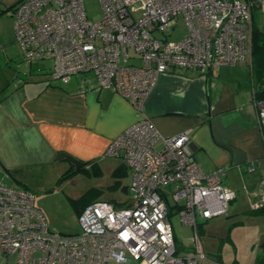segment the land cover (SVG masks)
I'll return each instance as SVG.
<instances>
[{
	"label": "built area",
	"instance_id": "1",
	"mask_svg": "<svg viewBox=\"0 0 264 264\" xmlns=\"http://www.w3.org/2000/svg\"><path fill=\"white\" fill-rule=\"evenodd\" d=\"M99 1L103 15L92 21L85 0H21L13 11L15 34L25 59L54 60L53 81L68 83L76 74L94 72L101 85L135 107L139 119L107 150L129 169L130 200L87 205L79 216L81 231L69 235L50 228L31 190L0 180V256L17 254V264H204L199 218L228 215L237 191L225 168H201L191 129L165 137L144 107L165 73L207 76L251 63L254 11L264 0ZM181 13L189 34L171 41L166 33ZM256 106L264 131V98ZM248 169L254 172L256 164ZM171 195L181 222L194 229L193 246L181 247L177 240ZM262 196L255 208L264 206Z\"/></svg>",
	"mask_w": 264,
	"mask_h": 264
},
{
	"label": "crops",
	"instance_id": "2",
	"mask_svg": "<svg viewBox=\"0 0 264 264\" xmlns=\"http://www.w3.org/2000/svg\"><path fill=\"white\" fill-rule=\"evenodd\" d=\"M20 1L0 0V171L30 190L23 180L28 174L57 165H63L64 172L76 170L69 161L56 160L62 151L88 162L80 171L94 165L101 169L105 161L112 165L107 160L111 142L139 116L127 98L101 85L94 72L76 74L62 83L51 77L52 58L25 59L15 40V15L2 13ZM261 92L250 63L216 69L207 76L169 72L160 76L144 107L165 137L191 129L194 156L205 172L225 168L229 183L232 172L242 176L250 196L249 215L259 221L253 238L255 264H264V259L258 261L264 258V206H253L264 193V131L256 106ZM121 164L113 172L123 166L118 176L130 175ZM252 164L256 170L249 172Z\"/></svg>",
	"mask_w": 264,
	"mask_h": 264
},
{
	"label": "rangeland",
	"instance_id": "3",
	"mask_svg": "<svg viewBox=\"0 0 264 264\" xmlns=\"http://www.w3.org/2000/svg\"><path fill=\"white\" fill-rule=\"evenodd\" d=\"M264 3V2H263ZM85 8L89 18L97 21L103 15L99 0H85ZM253 19L256 24L262 23L264 28V5L257 8ZM262 10V13L261 10ZM176 23V19L173 24ZM171 41H179L189 34V27L183 13L180 14L177 24L171 25L166 33ZM164 38V33H157ZM16 40V39H15ZM19 44L18 42H16ZM52 62H54L52 60ZM196 159V158H195ZM110 163L102 162L101 169L94 165L88 170L78 171L65 178L63 165L43 169L31 173L23 179L28 183L30 190L36 195V204L46 215L50 228L63 234H77L81 231L79 216L82 210L94 200L109 201L121 206L130 198L126 186L131 183V176L126 172L118 176L113 170L122 165L123 160L109 157ZM0 171V180L6 185L23 187L19 179L5 176ZM231 186L238 192L237 200L230 204V214L212 218L208 221L199 218L200 236L203 249L207 254L204 264H255L257 249L253 248V238L258 233V219L249 215L251 210L250 196L240 174L231 173ZM22 180V181H23ZM126 187V188H125ZM168 192L172 186L165 187ZM169 196V204L173 207L170 221L175 235L185 248L193 246L194 229L181 222L179 208ZM184 203L182 200L181 204ZM238 211L239 212H234ZM18 255L0 256V264H17ZM108 264H118L111 260ZM137 264V263H136Z\"/></svg>",
	"mask_w": 264,
	"mask_h": 264
},
{
	"label": "trees",
	"instance_id": "4",
	"mask_svg": "<svg viewBox=\"0 0 264 264\" xmlns=\"http://www.w3.org/2000/svg\"><path fill=\"white\" fill-rule=\"evenodd\" d=\"M17 4L13 7H9L8 9H3L2 13L5 11H14ZM255 15V14H254ZM255 21V20H254ZM252 76L255 83L262 88V92L259 98H264V28L261 27L258 23L254 22L253 24V34H252V61L250 63ZM118 169L123 170V166H119ZM116 170V174L119 170ZM76 173L74 168H71L69 171H66L63 175L66 177L73 175ZM126 188V187H125ZM95 201L90 202L93 203ZM171 214L173 207L170 206ZM83 211V210H82ZM200 228V226H199ZM263 257H259L258 261L263 262Z\"/></svg>",
	"mask_w": 264,
	"mask_h": 264
},
{
	"label": "water",
	"instance_id": "5",
	"mask_svg": "<svg viewBox=\"0 0 264 264\" xmlns=\"http://www.w3.org/2000/svg\"><path fill=\"white\" fill-rule=\"evenodd\" d=\"M56 160H67L75 166L76 171H80L88 166V162L79 159L78 157L66 152H59Z\"/></svg>",
	"mask_w": 264,
	"mask_h": 264
}]
</instances>
